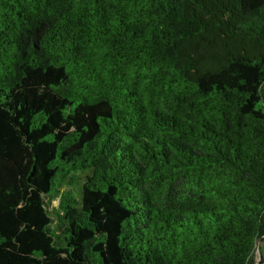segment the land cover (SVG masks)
Here are the masks:
<instances>
[{
	"label": "trees",
	"instance_id": "1",
	"mask_svg": "<svg viewBox=\"0 0 264 264\" xmlns=\"http://www.w3.org/2000/svg\"><path fill=\"white\" fill-rule=\"evenodd\" d=\"M263 236L264 0H0V264H260Z\"/></svg>",
	"mask_w": 264,
	"mask_h": 264
},
{
	"label": "rangeland",
	"instance_id": "2",
	"mask_svg": "<svg viewBox=\"0 0 264 264\" xmlns=\"http://www.w3.org/2000/svg\"><path fill=\"white\" fill-rule=\"evenodd\" d=\"M57 205H58V198L56 197L53 200H51V207H56ZM261 256L264 258V238L259 243V249L254 255L255 263H259ZM260 264H264V259Z\"/></svg>",
	"mask_w": 264,
	"mask_h": 264
},
{
	"label": "water",
	"instance_id": "3",
	"mask_svg": "<svg viewBox=\"0 0 264 264\" xmlns=\"http://www.w3.org/2000/svg\"><path fill=\"white\" fill-rule=\"evenodd\" d=\"M264 238V236L263 237H261L258 241H257V243H256V245H255V253L258 251V249H259V243L261 242V240Z\"/></svg>",
	"mask_w": 264,
	"mask_h": 264
}]
</instances>
